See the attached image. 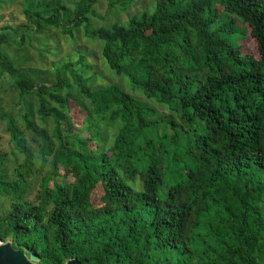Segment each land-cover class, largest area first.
<instances>
[{"label": "trees", "instance_id": "1", "mask_svg": "<svg viewBox=\"0 0 264 264\" xmlns=\"http://www.w3.org/2000/svg\"><path fill=\"white\" fill-rule=\"evenodd\" d=\"M16 1L0 0V12ZM103 1L24 0L26 21L0 27V72L21 105L0 121L22 157L10 173L0 153V240L39 264H264V0H156L128 25L95 27ZM105 1L109 14L134 0ZM79 28L102 43L111 71L168 112L78 72L74 95L72 63L48 86L17 68L33 34L73 39ZM246 38L257 55L243 52Z\"/></svg>", "mask_w": 264, "mask_h": 264}, {"label": "rangeland", "instance_id": "2", "mask_svg": "<svg viewBox=\"0 0 264 264\" xmlns=\"http://www.w3.org/2000/svg\"><path fill=\"white\" fill-rule=\"evenodd\" d=\"M68 1L75 2L78 0ZM155 1L156 0H134L127 10H114V12L106 14L108 10V4L104 0L101 5H96L95 7L97 14L104 16L106 20H102L97 15H91L90 17L95 27L109 25L110 23L114 22L128 25L129 20L133 15H140L144 12V10L152 9ZM23 4L24 0H18L11 3L10 5H7L3 11L0 12V14L3 15V21L0 23V27H4L6 25H19L21 22L26 21V16L23 11ZM9 31L10 33L12 32L11 29ZM23 34L26 36H29V34L30 36L32 35L31 32H25ZM44 39L48 41L46 45L43 44ZM27 40L29 41V44H32L27 45V58L17 68L24 74H29V76L32 78L36 76L37 81L40 84L48 86L50 85L51 79L55 82L56 78L52 76L51 72L56 68V66L72 63L73 72H66L65 77L69 79L70 83H73L71 91L74 95L76 94L80 96V92L74 83V75L78 72V74L89 79L86 84L92 88L96 89L100 86L105 87L109 85H120L124 88V90L129 91L141 101L153 106V108L158 109L160 113L168 112L154 100L147 99L140 89H136L133 86L131 80L128 77L118 76L113 71H111L109 66L103 62L101 52V49L103 50L102 43L98 40H92L85 37V33L82 28H79V30L75 32L73 39L69 35H61V32L58 30L48 29L45 33V36L35 33L33 34V41H30L29 39ZM231 41L234 42L235 39L231 37ZM239 44L242 46L244 53L251 51V53L257 55L255 44L252 43L250 39L246 38L245 40H239ZM2 47L8 55L11 57H17V46H14L10 40L5 42ZM81 60H83V63H80ZM11 79L12 78L8 72H0V113H12L17 115L21 111V105L18 104V92H16V90L10 85V83L14 82L11 81ZM27 97L29 99L32 98V101L34 102L37 100V98L31 96ZM34 109L37 111V107ZM69 115L75 127H81V121L85 115V112L77 110L73 114V117L70 112ZM35 121H37L40 126L48 128L50 132L52 131L53 123L51 120L46 123L37 114L35 115ZM115 134L116 133H114V135ZM111 137L112 136L110 134V139ZM90 146L92 148L96 147L93 142H90ZM14 151V146L10 141V134L7 130V121L1 120L0 153L8 154L9 161L7 162V168L9 169L10 173L16 166L15 159H18L19 162L22 161L21 156H18V158L15 157L13 153ZM166 178L168 183H175L179 176L175 173L168 172ZM34 190L35 192L30 194L31 199L34 198L35 193L37 192L36 186ZM103 193L104 192L101 185H98V187L92 192V201L96 206L102 205L101 198Z\"/></svg>", "mask_w": 264, "mask_h": 264}, {"label": "water", "instance_id": "3", "mask_svg": "<svg viewBox=\"0 0 264 264\" xmlns=\"http://www.w3.org/2000/svg\"><path fill=\"white\" fill-rule=\"evenodd\" d=\"M40 257L36 253L28 256L25 252L16 249L12 240L0 244V264H39ZM66 264H81L77 258L70 259Z\"/></svg>", "mask_w": 264, "mask_h": 264}, {"label": "built area", "instance_id": "4", "mask_svg": "<svg viewBox=\"0 0 264 264\" xmlns=\"http://www.w3.org/2000/svg\"><path fill=\"white\" fill-rule=\"evenodd\" d=\"M4 242L0 240V244H3Z\"/></svg>", "mask_w": 264, "mask_h": 264}]
</instances>
